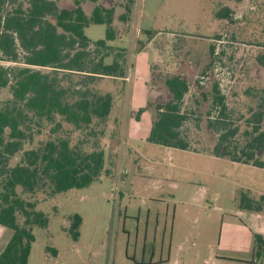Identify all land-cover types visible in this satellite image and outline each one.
Returning a JSON list of instances; mask_svg holds the SVG:
<instances>
[{
	"label": "rangeland",
	"instance_id": "rangeland-1",
	"mask_svg": "<svg viewBox=\"0 0 264 264\" xmlns=\"http://www.w3.org/2000/svg\"><path fill=\"white\" fill-rule=\"evenodd\" d=\"M56 1L60 7L73 6V0ZM115 2L102 1L107 8ZM133 2L129 23L119 21L122 10L118 9L113 24L117 38L108 43L114 48L127 49L131 81L125 85L112 78L94 82V89L114 96L111 115L105 122L94 124L95 133L75 130L67 124L59 132L88 150L97 142L105 151L108 173L86 188L49 198L43 192L32 197L38 202L36 210L47 214L49 225L33 227L35 242L28 264H112L114 261L124 264L128 237L132 242L129 252L133 254L136 248L133 242L142 235L144 222L138 231V216L145 219L151 208V211L159 209L162 218L164 208L173 203L177 205L181 237L192 235L190 227L184 224L188 214L182 213L186 209L185 212L190 215L194 212L198 219L191 226L195 237L201 232L205 238L222 239L224 253L231 254L241 235L246 250L239 258L250 256L252 238L237 215L239 196L246 192L257 199L264 194V168L210 154L218 135L207 127V114L216 116L217 110L212 98L203 101L200 93L219 84L228 107V121L231 126L244 129L247 118L264 97V0ZM93 6L88 0L83 4L88 14ZM225 8L230 9L229 17H218L217 13ZM107 28L105 24H92L85 29V34L97 41L105 38ZM145 32L155 33L151 41ZM211 45L215 47L213 56L209 51ZM111 60L108 58L107 62ZM150 74L149 88H146L144 78ZM176 74L187 77L190 85L183 110L192 112L184 128L193 151L170 150L148 142L153 112L138 114L150 99L170 98L165 79ZM9 96V89L2 90L0 102ZM52 128L53 124L46 125L43 133L36 136L35 145L47 140ZM260 157L264 161V153ZM20 158L21 154H17L11 165ZM75 214L83 220L77 241L68 233ZM11 236L12 230L0 225V251ZM48 247L56 249L59 255L48 252ZM136 249L139 255L140 247Z\"/></svg>",
	"mask_w": 264,
	"mask_h": 264
},
{
	"label": "trees",
	"instance_id": "trees-1",
	"mask_svg": "<svg viewBox=\"0 0 264 264\" xmlns=\"http://www.w3.org/2000/svg\"><path fill=\"white\" fill-rule=\"evenodd\" d=\"M85 1L73 0V6L60 7L56 0H0V92L10 91V96L0 102V225L12 230L0 252V264H28L35 242L33 227L49 225L47 214L36 210L34 195L43 192L49 198L86 188L108 173L105 151L97 142L88 150L59 132L67 124L93 134L94 124L105 122L111 115L113 94L99 92L93 84L103 78L124 81L128 77L127 49L108 43L117 38L113 24L118 9L122 10L119 21L129 23L134 2L111 0L115 3L107 8L103 0H88L94 4L88 14L83 7ZM229 13L225 8L217 16L227 18ZM92 24L108 26L104 39L92 41L87 37L85 29ZM145 33L150 41L155 34ZM209 51L213 56L215 47L211 45ZM165 85L168 100L150 99L138 110V114L153 112L147 141L192 150L184 128L192 113L183 110L190 90L188 79L182 74L168 76ZM200 94L203 101L211 97L217 110L216 116L207 114V127L218 135L210 154L264 168L260 157L264 153V97L242 130L228 121V107L219 84ZM48 124H53L52 135L35 145L36 136ZM17 154H21L20 160L11 165ZM239 206L264 214V194L255 199L241 192ZM82 221L79 214L71 217L68 233L74 241L80 237ZM254 240L260 255L264 240L257 234ZM47 251L57 254L54 248Z\"/></svg>",
	"mask_w": 264,
	"mask_h": 264
},
{
	"label": "crops",
	"instance_id": "crops-1",
	"mask_svg": "<svg viewBox=\"0 0 264 264\" xmlns=\"http://www.w3.org/2000/svg\"><path fill=\"white\" fill-rule=\"evenodd\" d=\"M148 62L151 66L150 58ZM132 68L133 70L135 69V74H138V69L134 66ZM151 68L152 66L150 67V72ZM151 74L150 77L144 78L146 88H149ZM130 81V75L128 74V77L121 82L125 85ZM167 148L170 150L176 149ZM185 210L182 214H188V218L184 224L187 223V226L190 227L189 234H192L191 236L186 235L185 237H181L180 234V227L178 226L180 220L178 218L177 205L174 203L173 205L167 204L163 212L165 216L162 218L159 209L151 211V208L145 219L138 216L136 227L139 231L140 223L144 222L143 231L140 237H136L133 246L136 248L140 247V254H137L136 248L133 250V254L129 252V247L130 245L132 246V242L130 241V237H128L126 241L124 264H230L238 262L256 264L255 260L258 256V247L255 244L254 236L255 234L260 235L264 240L263 213L243 210L239 206L237 215L241 217L240 223L252 238V245L249 247L250 256L248 258H239L246 250L241 235L238 236V242L234 244L233 252L231 254H225V245L222 239L212 240L210 238H205L201 232H198V237L194 236V230L191 226L194 227L193 225L198 219L194 212L190 215L189 212H185ZM207 234L209 235L208 232L205 233V235ZM58 255L59 252L57 251L56 257ZM112 264H115V261L112 262Z\"/></svg>",
	"mask_w": 264,
	"mask_h": 264
},
{
	"label": "flooded vegetation",
	"instance_id": "flooded-vegetation-1",
	"mask_svg": "<svg viewBox=\"0 0 264 264\" xmlns=\"http://www.w3.org/2000/svg\"><path fill=\"white\" fill-rule=\"evenodd\" d=\"M255 262L256 264H264V247H262V252L260 253V255L258 254Z\"/></svg>",
	"mask_w": 264,
	"mask_h": 264
},
{
	"label": "built area",
	"instance_id": "built-area-1",
	"mask_svg": "<svg viewBox=\"0 0 264 264\" xmlns=\"http://www.w3.org/2000/svg\"><path fill=\"white\" fill-rule=\"evenodd\" d=\"M112 191H116V188L115 187H112Z\"/></svg>",
	"mask_w": 264,
	"mask_h": 264
}]
</instances>
